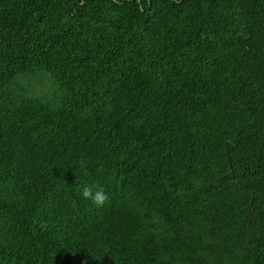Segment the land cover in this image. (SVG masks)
Returning a JSON list of instances; mask_svg holds the SVG:
<instances>
[{
  "label": "trees",
  "instance_id": "1",
  "mask_svg": "<svg viewBox=\"0 0 264 264\" xmlns=\"http://www.w3.org/2000/svg\"><path fill=\"white\" fill-rule=\"evenodd\" d=\"M0 264H264V0H0Z\"/></svg>",
  "mask_w": 264,
  "mask_h": 264
},
{
  "label": "clouds",
  "instance_id": "2",
  "mask_svg": "<svg viewBox=\"0 0 264 264\" xmlns=\"http://www.w3.org/2000/svg\"><path fill=\"white\" fill-rule=\"evenodd\" d=\"M79 194L83 199L91 200L97 207L102 208L110 203L109 194L102 185L85 186Z\"/></svg>",
  "mask_w": 264,
  "mask_h": 264
}]
</instances>
